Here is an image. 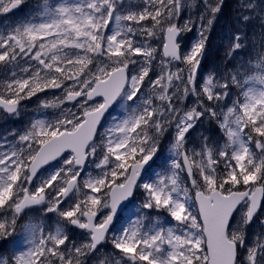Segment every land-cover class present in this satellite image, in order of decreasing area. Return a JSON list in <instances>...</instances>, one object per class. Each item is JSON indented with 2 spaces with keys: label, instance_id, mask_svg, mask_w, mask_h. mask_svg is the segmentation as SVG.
<instances>
[{
  "label": "snow or ice",
  "instance_id": "snow-or-ice-1",
  "mask_svg": "<svg viewBox=\"0 0 264 264\" xmlns=\"http://www.w3.org/2000/svg\"><path fill=\"white\" fill-rule=\"evenodd\" d=\"M22 3L0 0V12ZM223 9L42 0L0 30V118L37 101L23 129L0 133V246H13L0 264H264V39L249 53L264 0H234L235 63L220 75L203 60ZM206 119L224 143L201 132L193 145ZM27 212L39 220L18 226Z\"/></svg>",
  "mask_w": 264,
  "mask_h": 264
},
{
  "label": "rangeland",
  "instance_id": "rangeland-1",
  "mask_svg": "<svg viewBox=\"0 0 264 264\" xmlns=\"http://www.w3.org/2000/svg\"><path fill=\"white\" fill-rule=\"evenodd\" d=\"M30 2H31L30 5H28L26 0H23V3L20 5V7L26 13L27 12H33V14H34V10H35L36 6L38 5V3H42V0H30ZM192 12H193L194 18L198 19L199 9L196 7H193ZM185 15L187 16V13H185ZM232 15L234 16V13L233 14H227L226 19L223 22H221L220 20H216L213 27H212V30H213V28L215 26H217V29L219 32H217L216 28H215V30L213 31V34H212V38H214L215 43L219 45L218 47H221L223 49V51H224V52L222 51L223 53L226 52V43H227L226 38L230 35L226 29H228V23H229ZM22 20H24V18L22 16H20L18 11L14 12V13L13 12H11V13L0 12V30H3L5 28V26H7V25H14V24H16ZM220 30H221V32H220ZM210 33H212L211 30H210ZM190 35H191V37L192 36L194 37L196 35V31L193 30L192 32L186 33L184 35V38L182 40L184 51H186L188 48H190V46L193 42L192 41L193 39L191 40L189 38ZM249 39L252 42L249 46V53H253L254 49H253L252 45L254 44L255 48L259 49L260 41L262 39H264V36L261 35V29H260L258 20H254L252 23V26L249 28ZM154 46H159V45L154 44ZM253 56L255 57L254 54L248 55L249 63L252 65V68H253V71L250 72L249 75H253V73L257 74V70H256L257 61H256V57L254 59H252ZM223 57H225V55H223ZM215 61H217V58H215ZM223 63H226L225 64L226 69L231 70L233 63H235V62L229 63L225 57V60L223 61ZM220 66L222 69H224L223 64H221ZM216 69L218 70V68H216ZM218 72L220 75H224V73L221 70H218ZM237 91L238 90H236V89L233 90L232 99L237 98V96H236ZM35 103H37V101ZM24 104L28 105L29 102L26 101ZM26 105L21 107V114L19 117L0 118V133L5 131L6 129H23L26 126V124L28 123V121L30 120V118L37 115L35 110H33L31 107L26 106ZM228 106H231V100H229ZM223 110L226 111V108H224ZM48 114L50 116L51 111H49ZM0 117H2V116L0 115ZM221 119H222V117H221ZM214 122H216V121H212L211 123H214ZM208 123L209 122L207 120V122H205V124L207 125ZM201 132L199 131V128H197V130L192 133L191 139H192L193 145H197L199 143V141L197 140V135H198V133H201ZM217 136H219V134ZM215 138L213 140L218 141L221 144L224 143L226 140L225 136L223 138H217L215 136ZM167 147H168V145H165V151L167 150ZM253 148H254V145H253ZM27 214H31V216L28 215V216L24 217L25 215H23L21 221L20 220L18 221V226L27 223L30 217H35L37 220H39V218H40V213H38V212H27ZM129 214H130L129 212H124L122 215L127 216ZM162 219H163V216H162ZM259 231H260V229H259L258 223L254 221L253 225L249 229V238L250 239L253 238L254 234L256 232H259ZM76 232L77 231L73 232V235H78V232L77 233ZM17 235H19V232L17 233ZM12 248H13V246L11 244H8V246L3 250H10L11 249V251H12Z\"/></svg>",
  "mask_w": 264,
  "mask_h": 264
},
{
  "label": "trees",
  "instance_id": "trees-1",
  "mask_svg": "<svg viewBox=\"0 0 264 264\" xmlns=\"http://www.w3.org/2000/svg\"><path fill=\"white\" fill-rule=\"evenodd\" d=\"M230 10H231V8L228 9L227 14L230 12ZM210 49L211 48H207V50H210ZM211 51H212L213 56H215L216 52L213 49ZM214 58H216V57H214Z\"/></svg>",
  "mask_w": 264,
  "mask_h": 264
}]
</instances>
